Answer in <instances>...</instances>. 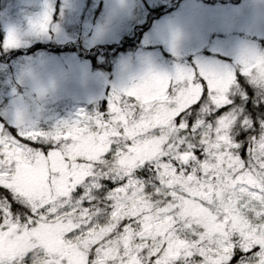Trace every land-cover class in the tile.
Instances as JSON below:
<instances>
[{
	"label": "snow or ice",
	"instance_id": "obj_1",
	"mask_svg": "<svg viewBox=\"0 0 264 264\" xmlns=\"http://www.w3.org/2000/svg\"><path fill=\"white\" fill-rule=\"evenodd\" d=\"M198 65L48 130L0 125V264H264V52Z\"/></svg>",
	"mask_w": 264,
	"mask_h": 264
},
{
	"label": "rangeland",
	"instance_id": "obj_2",
	"mask_svg": "<svg viewBox=\"0 0 264 264\" xmlns=\"http://www.w3.org/2000/svg\"><path fill=\"white\" fill-rule=\"evenodd\" d=\"M173 0H0V55L30 50L0 62V125L16 124L17 110L25 123L48 130L81 111L93 113L107 107L115 89L129 85L148 68L172 71L177 64L198 67V62L234 65L244 51L264 52V0L211 3L182 0L180 6L152 22L139 48L102 57L100 68L76 53H59L41 45L80 43L85 50L117 45L134 37L135 28L152 10ZM233 1V0H229ZM50 7L49 32L30 29ZM9 31L19 36V46L4 48ZM179 31L183 40L175 52L158 39L160 32Z\"/></svg>",
	"mask_w": 264,
	"mask_h": 264
},
{
	"label": "trees",
	"instance_id": "obj_3",
	"mask_svg": "<svg viewBox=\"0 0 264 264\" xmlns=\"http://www.w3.org/2000/svg\"><path fill=\"white\" fill-rule=\"evenodd\" d=\"M182 0H173L171 1L169 4L155 8L154 10L151 11L149 17H148V21L146 24L142 25L141 27H137V29L135 30V35L134 37H126L123 40H121L120 44L118 45H108V46H98V47H94L88 50H85L81 47V45L79 43H75V44H64V45H60V46H47V45H41L38 46L36 48H33V50H37V49H45L48 48L50 51L53 52H72V53H76L78 56L88 59L91 61L92 65L97 68L99 67L98 63H97V59L93 60V57L97 55V53H104V55L102 56L103 58H105L106 60H108L109 58L117 55L120 52H126V51H133L136 49V47L139 46V42L141 39L142 34L145 32V30H147L152 21L155 19L160 18L161 16H163L165 13L171 12L174 9H176L178 7V5L181 3ZM211 2V3H237L240 0H233V1H229V0H204V2ZM30 50H13L10 52H3L0 55V62H5L4 60H11L14 59L15 57L19 56V55H24V54H29Z\"/></svg>",
	"mask_w": 264,
	"mask_h": 264
}]
</instances>
